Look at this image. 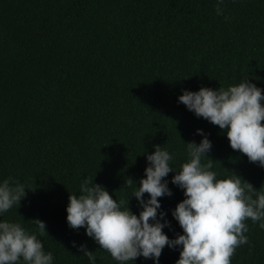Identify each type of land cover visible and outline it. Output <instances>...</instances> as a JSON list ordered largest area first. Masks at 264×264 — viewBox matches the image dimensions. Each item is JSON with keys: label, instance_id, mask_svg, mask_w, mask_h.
<instances>
[{"label": "trees", "instance_id": "16d2710c", "mask_svg": "<svg viewBox=\"0 0 264 264\" xmlns=\"http://www.w3.org/2000/svg\"><path fill=\"white\" fill-rule=\"evenodd\" d=\"M0 0V183L11 177L26 196L0 222L36 234L52 264H119L86 229L68 226L69 195L82 180L128 201L159 145L174 172L159 199L169 239L183 234L172 212L185 199L171 183L188 161L186 143L211 141L217 179L233 173L264 191V167L230 147L226 131L178 102L183 90H218L244 80L264 92V0ZM225 16L230 19L225 20ZM264 103V102H262ZM131 186H127L129 180ZM148 194H144L147 200ZM126 207V204H125ZM46 225L40 235L33 220ZM249 243L231 264H264V229L245 221ZM75 242V247L73 246ZM165 246L159 264H176ZM19 264H24L22 258ZM128 264H156L138 257Z\"/></svg>", "mask_w": 264, "mask_h": 264}, {"label": "clouds", "instance_id": "9594fccd", "mask_svg": "<svg viewBox=\"0 0 264 264\" xmlns=\"http://www.w3.org/2000/svg\"><path fill=\"white\" fill-rule=\"evenodd\" d=\"M222 4L223 0H217V15L224 14ZM178 102L197 117L226 131L233 150L264 167V92L254 83L244 80L227 89L183 90ZM197 134L204 138L198 145L186 143L189 159L171 180L185 196L172 212L183 234L169 239L163 232L170 224L167 220L161 223L165 213L158 212L161 208L158 198L172 195L165 178L174 171L169 163L172 156L159 145L147 155L145 178L139 181L133 195L142 207L138 216L130 211L129 200L117 202L103 186L84 179L80 194L69 195L68 226L74 230L85 228L86 235L119 264H128L141 256L159 264L165 246L181 249L176 264H231L236 249L249 243L245 221L260 222L259 227L264 229V191L255 189L235 173L217 179L211 170L214 161L202 163L212 143L202 130L198 129ZM132 182L130 179L127 186ZM25 189L11 177L0 183V213L20 205L26 196ZM144 194H148L147 200ZM33 222L40 235L47 233L43 221ZM78 250L88 257L90 264H95L93 251L86 250L85 245ZM21 258L24 264H52L53 254L45 253L37 235L30 234L21 224L0 222V264H19Z\"/></svg>", "mask_w": 264, "mask_h": 264}]
</instances>
